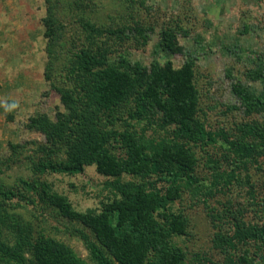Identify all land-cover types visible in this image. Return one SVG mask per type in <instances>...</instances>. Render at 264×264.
<instances>
[{"label": "trees", "instance_id": "16d2710c", "mask_svg": "<svg viewBox=\"0 0 264 264\" xmlns=\"http://www.w3.org/2000/svg\"><path fill=\"white\" fill-rule=\"evenodd\" d=\"M44 2L43 79L61 109L53 118L29 115L24 128L43 139L9 141L0 156V175L12 163L29 170L12 183L0 176V264H264V51H253L239 73L225 67L234 102L212 126L197 56L180 42L187 27L166 23L155 32L135 14L99 21L97 0ZM153 34L149 63L132 58ZM174 54L185 55L179 66ZM8 106L5 119L13 121ZM235 112L240 118L227 119ZM89 165L107 177V194L78 211L44 176L77 175ZM234 190L243 201L234 202ZM186 193L207 209L218 260L185 248L190 218L175 203ZM46 215L83 226L69 232L86 258L48 233Z\"/></svg>", "mask_w": 264, "mask_h": 264}, {"label": "rangeland", "instance_id": "374dc122", "mask_svg": "<svg viewBox=\"0 0 264 264\" xmlns=\"http://www.w3.org/2000/svg\"><path fill=\"white\" fill-rule=\"evenodd\" d=\"M137 1L126 8L130 3L97 0L99 7L95 9L97 15L94 18L110 22V18L135 14L147 24H153L155 32L166 23L187 27L189 34L181 37L180 42L186 52L197 56L201 104L210 124L217 125L226 116L224 105L234 102L230 90L232 80L225 74V67L232 66L233 74L239 73L251 65L248 56L253 51H264V0ZM44 15V0H0V156L9 151V141L43 139L38 132L24 128L29 115L45 112L53 118L55 109H61L58 95L48 90L43 79L46 53L41 18ZM156 42L157 34H153L144 48L132 50V58L148 64ZM184 59L183 54L171 57L174 66L182 64ZM251 84L255 86L257 83ZM7 100L10 105H16L11 109L13 121L5 119L3 108ZM227 115V119L232 121L240 118L237 112ZM28 174L26 163L21 162L12 163L0 176L12 183L20 175ZM44 177L55 190L67 196L78 211L98 207L107 194L103 189L107 177L98 174L94 165L87 166L83 173L77 175L47 173ZM233 198L235 203L244 200L243 195L235 190ZM208 201L210 206H217L215 197H210ZM175 207L183 209L190 218L191 235L184 240L188 254L206 252L213 260H218L217 252L211 249L213 230L203 203L186 193L184 200L177 201ZM17 210L27 211L23 208ZM46 217L48 233L86 258L87 249L82 240L69 232L74 226H83L56 215Z\"/></svg>", "mask_w": 264, "mask_h": 264}, {"label": "clouds", "instance_id": "9594fccd", "mask_svg": "<svg viewBox=\"0 0 264 264\" xmlns=\"http://www.w3.org/2000/svg\"><path fill=\"white\" fill-rule=\"evenodd\" d=\"M15 107H16V105L13 104V105L8 106V108L6 110H10V109L15 108Z\"/></svg>", "mask_w": 264, "mask_h": 264}]
</instances>
